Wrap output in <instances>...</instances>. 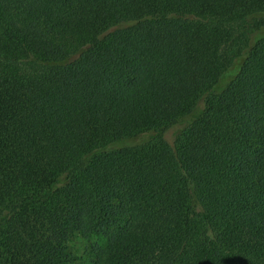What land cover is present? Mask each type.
Masks as SVG:
<instances>
[{
    "label": "trees",
    "instance_id": "16d2710c",
    "mask_svg": "<svg viewBox=\"0 0 264 264\" xmlns=\"http://www.w3.org/2000/svg\"><path fill=\"white\" fill-rule=\"evenodd\" d=\"M264 264V0H0V264Z\"/></svg>",
    "mask_w": 264,
    "mask_h": 264
},
{
    "label": "rangeland",
    "instance_id": "374dc122",
    "mask_svg": "<svg viewBox=\"0 0 264 264\" xmlns=\"http://www.w3.org/2000/svg\"><path fill=\"white\" fill-rule=\"evenodd\" d=\"M102 242V238L97 236L83 238L79 235H73L69 244L71 250L74 251L77 256L76 264H87L92 246H101Z\"/></svg>",
    "mask_w": 264,
    "mask_h": 264
}]
</instances>
